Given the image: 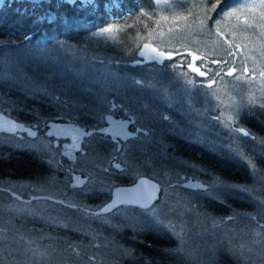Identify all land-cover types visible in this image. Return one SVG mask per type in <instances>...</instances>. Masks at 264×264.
Wrapping results in <instances>:
<instances>
[{"label": "rangeland", "instance_id": "374dc122", "mask_svg": "<svg viewBox=\"0 0 264 264\" xmlns=\"http://www.w3.org/2000/svg\"><path fill=\"white\" fill-rule=\"evenodd\" d=\"M7 1L13 3L19 0ZM7 1L0 0V8ZM205 3L211 8L208 0H168L167 3L161 0L143 18L140 25L146 36H139V40L150 37L169 48L184 45L194 49L186 56L189 64L204 72V76L193 70L181 76L167 69H147V82L140 84L131 79L134 72H131V76L125 75L127 67L121 70L112 67L105 69L103 63L84 47L66 43L51 45L41 41L32 47L17 46L0 51V88L26 95L20 100L19 112L32 111L30 101L33 99L36 103L34 106L54 104L60 111L80 115L83 119L89 118L88 109L96 112L109 94L111 99L122 100L139 116L146 128L145 134L126 141L124 157L130 162L134 174L153 167L157 169L156 173L165 175H159V179L164 180L163 183L170 188L169 197L162 203L159 215L164 223L175 225L177 231H183L180 239L182 243L189 241L185 249L187 255L200 264H215L216 261L217 264L221 261L227 264H264L259 261V257L264 259V242L256 243L257 240L264 241V236H257V233H264V227L253 220L255 212L264 219V178L256 167L264 164V142L259 137L245 136L235 131L240 128L235 125L236 122L263 116L254 106H260L264 100V77L260 75L264 71V0H236L216 17L213 16L214 11L205 14ZM234 9L240 10L237 15L225 16L226 12ZM47 11L42 16L45 17ZM200 20L205 21L203 29ZM214 21L220 23L217 25ZM151 23L156 26H151ZM169 29L172 31L169 32ZM96 35L95 38L103 46L110 43L113 46L116 42L113 36L105 33ZM30 36L26 35V39L29 40ZM145 43L153 42L142 41L137 53ZM229 43L235 56L227 55ZM153 48L161 52L151 44L149 50L152 52ZM165 54L163 57L166 59L175 52ZM208 54L226 58L234 64L225 70V76L215 80L211 88L208 87L210 79L207 80V73L200 70L204 64L208 65ZM163 57L153 59L144 56L140 60L160 64L164 61ZM229 69L233 70L232 75H227ZM237 76H241V79L237 80ZM198 78L201 81L195 82ZM188 80L194 83L189 84ZM250 97L254 98V102L249 103ZM105 116L106 123L99 130L114 137L131 133L128 129L131 118L123 121L113 115ZM229 117L232 119L229 120ZM0 129L29 136L7 138L8 143L33 148L39 155L46 153L48 159L54 157V147L57 146L59 152L69 160H73L75 151L81 149L83 133H89L74 121H52L44 132L49 135L50 143L42 137H30L34 129L4 115H0ZM97 137L99 140L100 136ZM95 145L93 139L91 146ZM184 148L194 150L190 159L182 156ZM94 157L96 153L87 152L83 169L91 178H97L98 186L106 183L108 186L111 181L100 177L98 167L94 166ZM215 163L227 168L230 165L242 167L243 175H246L244 167L248 165L252 180L238 184L224 180L212 168ZM183 165L193 166L196 172H203L210 181L197 175L181 174L180 184L170 187L172 176L169 172H177L185 167ZM65 171V164L49 162L43 172L34 176V183L19 186L26 198L0 195V221L5 224L0 227L3 229L0 233L2 261L5 258L18 259V250L22 245L18 235H12V232L17 230L21 233L24 225L41 221L48 225L32 232L37 242L32 249L33 264H108L110 248L106 243H101L104 247L98 249L90 241L80 242V250L77 248L80 255H76L74 248L65 246L64 240L52 238L60 235L61 227L71 223L83 226L84 222L94 224L102 221L101 217L77 213V210H70L57 204L54 198L47 197L55 194L58 186V191L62 187L65 192L68 191ZM84 179L74 175L73 183L80 184ZM231 196L239 198L241 202L250 199L257 206L253 212L247 211V215H242L240 209H234L232 219H222L221 214L214 215L207 210L210 198L223 201ZM228 215L225 216L229 218ZM91 249L96 251L98 260L92 261L83 256V252Z\"/></svg>", "mask_w": 264, "mask_h": 264}, {"label": "trees", "instance_id": "16d2710c", "mask_svg": "<svg viewBox=\"0 0 264 264\" xmlns=\"http://www.w3.org/2000/svg\"><path fill=\"white\" fill-rule=\"evenodd\" d=\"M235 1L208 0V6L217 5L213 12V16L216 17V14L218 15L219 12L228 8ZM156 6V0H46L43 2L19 0L13 3L7 1L0 8V51L7 48L13 49L17 46L32 47L41 41H46L51 45H65L66 43L76 47H84L90 55L91 53L94 54L103 63L105 69L112 67V69L121 70L127 67L125 75L131 76V72H134L131 79L140 84L147 82V76H145L147 69H167L181 76H184L185 72L188 75V71H192L195 66L189 67V59L186 54L194 51V49L184 45L169 48L157 43L150 37L139 40V36H146L140 25L145 18L142 14H149ZM48 8L49 11H47ZM44 11H47L45 17L42 16ZM151 26H156V24L151 23ZM106 28H112L114 31L106 33L103 31ZM101 33L113 36L116 40L114 45L112 46L110 43L108 46H103L95 38L96 34ZM28 34H31L29 40L26 39ZM136 34L138 35L137 38H135ZM89 38L90 41H88ZM144 40L152 41L151 44L156 45L161 49V52L173 51L175 54L171 59L163 57L164 61L160 64L157 61L140 60L137 49ZM26 42L29 43L25 44ZM206 54L204 53V55ZM180 55L185 56L180 57ZM206 57L209 59L208 65L204 64L203 69L200 70L207 73V80L210 79V81L218 70L223 69L220 71V76H217L215 80L225 76V70L231 65L234 66L233 63H213V61L224 60L217 56L208 54ZM194 81L201 80L198 78ZM25 97L26 95L18 91L0 88V115L10 117L24 126L34 129L36 135L30 137H42L52 143L51 139L47 138L49 135L44 132L52 121L64 119L79 123L91 135L83 136L81 149L75 151L73 160H69L65 154L60 153L56 145H53L56 146L54 147V157L48 159L46 153L39 155L33 148L19 147L6 141L7 138H29L28 135L21 136L15 132L0 129V195L7 194L22 199L26 198L19 186L34 183V176L43 172L47 163L61 162L67 168L65 175L68 176V191L65 192L64 187L58 191V186L55 194L47 196L51 199L54 198L57 204L64 201L63 204H59L70 210H77V213H86L84 209H87L86 214L92 215L94 212H100V209L111 201L112 190L115 186L132 184L139 178L147 176L156 179L161 185L160 200L150 206L156 208L157 214H160L162 203L168 199V189H170L166 183H163L164 180L159 179V175L164 174L156 173L157 169L153 167L142 169L134 174L130 162L124 157L126 141L133 139V136L145 134L146 131L139 116L129 105L120 99H111L109 94L107 99L101 105L99 104L96 112L86 108L90 116L88 119H83L80 115L66 114V112L60 111L54 104L41 103L39 106H34L36 103L33 99L30 101L32 111L19 112L20 100ZM254 109L262 113L263 116L259 119L253 117L250 120L234 124L239 125L249 135L261 138L264 142V100L263 104L254 106ZM105 115H113L118 120L123 121L131 118L128 127L131 133L127 136L114 137L108 132L99 130L106 123ZM97 136H100L99 140ZM93 139L96 142L94 147L91 146ZM88 151L96 153L94 166L98 167L101 178L111 181L108 186L107 183L104 186H98L97 178H91L90 174L83 169L82 164ZM193 152L192 148H184L182 156L188 159ZM178 153L179 151L176 155ZM116 164H120V168H116ZM183 166L185 167L177 172H169V175L172 176L170 187L180 184L181 174L186 176L197 175L207 182L210 181L203 172H196L193 166ZM256 167L260 169L264 178V164L256 165ZM212 168L219 173L222 179L229 182L238 184L249 183L252 180L248 165L244 167L246 175H243L242 167H235L234 165L227 168L222 164L220 166L215 163ZM74 175L85 177L84 182L73 183ZM74 189L76 190L69 196L70 191ZM223 201L210 198L206 208L214 215L221 214L222 219H229L225 216L228 213L230 214L228 217L232 219L235 216L234 209H240L242 215H247V211L253 212L257 206V203H253L250 199L241 202L239 198L232 196ZM69 205H76V207H69ZM256 214L255 212L253 220L264 227V219ZM101 215L97 216L102 219L99 223L84 222L83 226L72 225L71 223L61 227L60 235L52 238L64 240L65 246L79 250L81 248L80 242L90 241L91 245L98 246V249L104 247L101 243H106L110 248L108 264H200L190 258L185 251L189 241L182 243L180 237L168 227L169 224L156 222L145 208L121 204L114 207L112 211L101 213ZM104 215L107 217H103ZM4 225V222L0 221V227ZM47 225L48 223L45 222L34 221L32 225H24L21 233L17 230L13 231L12 235H18L22 245L21 249L18 250V259L9 260L5 258L3 261L0 259V264H33L32 249L36 247L37 242L34 240L32 232H36L40 227ZM83 256L88 259L95 257V261L99 258L96 251L92 249L83 252ZM259 261L264 262V259L259 257ZM216 262L215 264H217ZM221 263L227 264L224 261ZM233 264L240 263L233 262Z\"/></svg>", "mask_w": 264, "mask_h": 264}, {"label": "snow or ice", "instance_id": "6c2138e0", "mask_svg": "<svg viewBox=\"0 0 264 264\" xmlns=\"http://www.w3.org/2000/svg\"><path fill=\"white\" fill-rule=\"evenodd\" d=\"M156 2H157V4H159V3L161 2V0H156ZM165 2L167 3L168 0H165ZM196 6H200V5H196ZM216 6H217L216 4H213L211 8H208L207 5H206V3H205V4L203 5V7H204V9H205V14H206L207 12L214 11L215 8H216ZM188 11L191 12V9H189ZM238 11H240V10L234 9L232 12H226V13H225V16H226V17H231V16H233V15H237V12H238ZM249 11H251V9H249ZM142 15L147 16L148 14H147V13H143ZM262 15H264V13H262ZM185 19H186V17H185ZM237 19H239V16H237ZM194 22H195V21H193V23H194ZM199 23H200L201 29H203V27L205 26V21H204V20H200ZM213 23L218 25L220 22H219V21H214ZM188 26L190 27V25H188ZM103 31L106 32V33H112V32L114 31V29H112V28H106V29H104ZM171 31H172V29H169V32H171ZM221 34H222V33H221ZM150 35H151V34H150ZM231 47H232V45H231V43H229V49H226L227 55H228V56H235V53L232 52V51L230 50ZM236 47L238 48L239 45H236ZM144 48H145V49L149 48V44L145 43V44H144ZM152 52H157V49L153 48V49H152ZM139 55L144 56L145 53H144L143 51H141V52L139 53ZM165 55H166V54H165L164 52H157V56H156V57H152V58H153V59H157L158 57H163V56H165ZM189 55L191 56L192 53H189ZM168 58L171 59V56L169 55ZM137 63H140V61H137ZM213 63L229 64V61H228V59L225 58V59L222 60V61H213ZM173 67H174V66H173ZM189 67H191V64L189 65ZM222 70H223V69L218 70V71L214 74L212 81H210V82L208 83V87H209V88H211V87H212V84L215 83V78H216L217 76H220V71H222ZM193 71L199 72V75H200V76H204V75H205L204 72H200L199 69H197V68H193ZM232 71H233L232 69H229L228 72H227V75H232ZM245 71H246V69H245ZM185 75H186V74H185ZM260 75H261L262 77H264V71H261V72H260ZM236 79H237V80L241 79V76H237ZM187 83H189V84H193L194 81H192V80H188ZM252 102H254V98H251V97H250V99H249V103H252ZM109 119H110V118H109ZM217 119H219V117H217ZM231 119H232V118L229 117V120H231ZM122 126H123V125H122ZM18 127H23V126H22V125H19ZM25 130H26V131H29L28 129H25ZM235 131H237V132H243V134H244L245 136H248V135H249V133L246 132V131H244L242 128H236ZM83 134H84V135H91V133H83ZM30 135L35 136L36 133H35V132H30ZM117 135H119V133H117ZM249 163H251V161H249ZM115 167H116V168H120V164H116ZM254 167H255V166L253 165V168H254ZM77 180L79 181V178H77ZM144 184H149V185H150V187H151V189H152V193H148V194H145V195L143 196V203H141L139 199H138V200L130 201V203H133V204H139L141 208H145V209H147L148 213H149L150 215L153 216L154 220H155L156 222L162 224V223H163V220H161V219H160V215L157 214V209H156V208H153V207H150V201L153 199V195H154V193H155L156 191L159 190V185H158V184H153V183H151L150 181H145V180L141 179V180H140V183L137 185V188H139L141 185H144ZM199 187H203V185H199ZM117 191L119 192L120 190H117ZM127 191L132 192V191H135V189H129V190H127ZM17 199H19V197H17ZM59 203L63 204L64 201H60ZM116 204H117V201L114 200V201H112L111 203L107 204L105 207L101 208V209H100V212H98V213H94V215H96V216H100L101 213H108V212L112 211V209H113L114 207H116ZM69 207H76V205H69ZM84 211H85L86 213L88 212L87 209H84ZM229 219H231V217H229ZM168 227H169V228L174 232V234L177 235L178 237H182V236H183V231H182V230H181V231H176V226H175V225H171V224H169ZM2 232H3V229H0V233H2ZM257 236H264V233H257ZM261 242H264V241H260V240H257V241H256V243H261ZM73 251H74V253H75L76 255H80V252H79L78 249H75V248H74ZM89 259L92 260V261H94V260H95V257H90Z\"/></svg>", "mask_w": 264, "mask_h": 264}, {"label": "water", "instance_id": "95a60500", "mask_svg": "<svg viewBox=\"0 0 264 264\" xmlns=\"http://www.w3.org/2000/svg\"><path fill=\"white\" fill-rule=\"evenodd\" d=\"M28 1L43 2L46 0H28ZM147 44H149V43H147ZM150 47H151V44H149V48ZM149 48L145 49L144 44H143L139 53L141 51H143L145 53L144 56H146L147 58L156 57L157 53L151 52L149 50ZM139 53H138V57H139V59H142L144 56L139 55ZM141 179H143L145 181H150L153 184L159 185V190L154 193L153 199L150 201V206L154 205L156 202H158L160 200L162 189H161L160 183L156 179H153V178H150L147 176L139 178L138 180H136L132 184H120V185L115 186L112 190V199L109 203H111L112 201L115 200V201H117L116 206L121 205V204H130V205L140 206L139 204L130 203V201L139 199L140 202L143 203V196L145 194L152 193V189H151L149 184H144V185H141L139 188H137V185L140 183ZM129 189H135V191L129 192V191H127ZM117 190H120V191L118 192Z\"/></svg>", "mask_w": 264, "mask_h": 264}]
</instances>
